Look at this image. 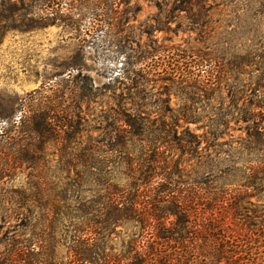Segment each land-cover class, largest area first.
<instances>
[{"label":"trees","instance_id":"1","mask_svg":"<svg viewBox=\"0 0 264 264\" xmlns=\"http://www.w3.org/2000/svg\"><path fill=\"white\" fill-rule=\"evenodd\" d=\"M55 1L42 0L34 15L40 19L60 17L54 10ZM125 1L128 5L129 0ZM98 3L103 16L99 25L118 28L115 0L101 3L104 7ZM173 3L174 11L189 13L195 6L202 7L205 0ZM199 18L195 14L189 17L194 29L202 33ZM182 52L189 54L196 67L209 63L201 49ZM180 65L175 61L151 74L168 85L169 94L194 99L197 92L202 93L196 86L203 85L204 79L200 80L199 72H185ZM140 73L142 70L129 67L119 74L120 85L130 83L125 90L122 87L126 94L138 91ZM79 78L77 73L70 81L77 85L74 96L80 112L86 87L94 92L99 89L86 86L84 78L75 81ZM38 101L32 110H21L19 116L9 110L0 117V181L25 165L35 171L9 195L0 196V227L6 226L0 238V264H216L220 258L263 262L264 207L248 210L243 202L264 192V161L245 160L210 169L201 180L190 178L173 154L194 158L202 143L208 149L218 147L214 131L201 136L190 132L188 125L198 118L183 110L191 106L175 114L170 111L168 118L162 114L149 120L136 112L133 102L110 113L119 116L114 122L120 126L112 123L95 134L83 131L81 120H72L65 109L52 106L48 99ZM75 117L81 119L79 113ZM255 117L244 113L241 119L255 123ZM263 129L247 125L244 144L263 146ZM74 136L77 143L70 148L69 140ZM59 144V160H47L49 146L57 148ZM50 163L55 173L71 171L73 176L43 178L39 174ZM232 173L241 175V185L226 183ZM238 222L247 225L243 235L232 230ZM61 247L66 258H71L66 262L60 260Z\"/></svg>","mask_w":264,"mask_h":264},{"label":"rangeland","instance_id":"2","mask_svg":"<svg viewBox=\"0 0 264 264\" xmlns=\"http://www.w3.org/2000/svg\"><path fill=\"white\" fill-rule=\"evenodd\" d=\"M41 1L0 0V117L9 110L19 116L21 110H32L38 100L48 99L52 106L65 109L72 120H81L83 131L96 134L109 124L120 126L114 122L119 116L110 113L116 108L126 109L133 102L136 112L149 120H157L162 114L168 118L180 108L191 106L183 110L198 118L188 125L190 132L201 136L214 131L218 147L208 149L202 143L194 158L173 154L190 178L201 180L210 169L245 160L264 161V145L244 144L247 125L264 128V0H205L202 7L195 6L189 13L174 11L173 0H129L128 5L125 0H115L120 25L111 30L98 22L103 16L96 4L104 7L101 3L107 0H57L54 10L61 16L40 19L34 12ZM192 14L200 16L202 33L190 23ZM190 49H201L209 63L205 67L192 65L189 54L182 55V50ZM245 60L251 62L239 64ZM175 61L185 72H199L200 80L204 79L203 85L196 86L202 93L190 90L197 92L194 99L169 94L168 85L151 74L171 67ZM129 67L142 70L141 78L136 77L139 89L132 96L117 82L119 74ZM145 71L150 75H143ZM77 73L80 78L75 81L84 78L86 86L99 89L94 92L86 87L80 112L74 96L77 85L70 81ZM76 113L81 119L75 117ZM244 113L256 115L257 121L244 123ZM69 142L70 148L75 147L76 136ZM60 148V144L57 148L49 146L47 160H59ZM45 165L39 175L47 180L54 175L60 179L73 176L71 171L66 175L55 173L49 166L52 163ZM31 175L35 171L30 165L8 172L0 181V196L9 195ZM226 183L239 186L243 179L232 173ZM243 206L248 210L264 207V192L247 197ZM246 223L238 222L232 230L243 235L248 231ZM5 229L0 227V238ZM59 253L63 262L71 259L66 258L64 248ZM243 261L246 259L220 258L216 264Z\"/></svg>","mask_w":264,"mask_h":264}]
</instances>
